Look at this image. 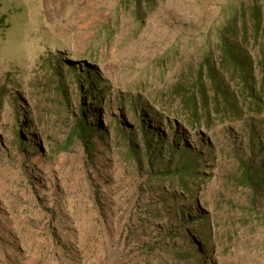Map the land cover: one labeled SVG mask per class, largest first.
Returning <instances> with one entry per match:
<instances>
[{
  "label": "rangeland",
  "instance_id": "374dc122",
  "mask_svg": "<svg viewBox=\"0 0 264 264\" xmlns=\"http://www.w3.org/2000/svg\"><path fill=\"white\" fill-rule=\"evenodd\" d=\"M243 1L0 0V264H177L145 253L194 217L211 224L207 264H264V185L236 184L241 162L264 180V109L198 128L168 94ZM78 104L105 133L90 156L77 144L57 152ZM194 154L205 176L195 199L172 205L178 193L146 183Z\"/></svg>",
  "mask_w": 264,
  "mask_h": 264
},
{
  "label": "trees",
  "instance_id": "16d2710c",
  "mask_svg": "<svg viewBox=\"0 0 264 264\" xmlns=\"http://www.w3.org/2000/svg\"><path fill=\"white\" fill-rule=\"evenodd\" d=\"M260 1L240 2L235 11L226 14L227 19L222 26L207 33L203 45L195 55L182 64L168 94L187 117L189 124L199 128L203 123L207 124L212 116L226 113L239 118L263 111L264 4ZM174 56H178L177 52L165 54L160 62L173 63ZM85 75V78L91 79L87 73ZM55 76L60 79L57 71ZM88 85L92 86V82ZM81 86L77 73L72 76V87L80 94ZM54 91L64 97L60 85ZM75 113L65 134L64 144L57 152L66 151L77 144L90 156L95 148L92 139L97 135H101L100 139H103L105 133L100 127L90 125L84 106L78 104ZM143 141L148 155L151 151L150 142L146 136H143ZM10 146L20 153L28 147L18 129L12 131ZM167 151L173 154L176 148L169 147ZM181 153L186 151L182 149ZM194 156L173 169L166 166L160 172L149 174L146 183L160 185L162 189L170 188L174 194L178 193L173 201L168 202L172 205L186 198L195 199L205 176L200 172L202 166L196 164L199 155ZM238 172L236 184L239 187L254 189L264 185L263 178L242 162ZM186 224V232L169 235L171 245L164 244V240H161L149 247L145 255L151 257L154 253H160L162 258L170 257L177 264H207L214 250L211 224L203 217L191 218ZM201 242L209 245L208 256L196 257L194 254L200 250Z\"/></svg>",
  "mask_w": 264,
  "mask_h": 264
}]
</instances>
